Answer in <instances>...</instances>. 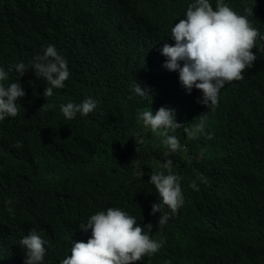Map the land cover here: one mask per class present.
I'll list each match as a JSON object with an SVG mask.
<instances>
[{
  "label": "clouds",
  "instance_id": "9594fccd",
  "mask_svg": "<svg viewBox=\"0 0 264 264\" xmlns=\"http://www.w3.org/2000/svg\"><path fill=\"white\" fill-rule=\"evenodd\" d=\"M263 12L264 0H0V264H169L159 235L185 206L178 158L196 137L218 138L219 104L251 92ZM78 35L103 53L99 83L80 76L63 92L58 46ZM106 83L140 106L135 120L82 123ZM261 90L264 79L258 101ZM181 106L210 113L197 122ZM51 114L58 124L45 128ZM242 145L239 188L258 183L264 228V134ZM197 181L208 183L199 174L197 192Z\"/></svg>",
  "mask_w": 264,
  "mask_h": 264
},
{
  "label": "trees",
  "instance_id": "16d2710c",
  "mask_svg": "<svg viewBox=\"0 0 264 264\" xmlns=\"http://www.w3.org/2000/svg\"><path fill=\"white\" fill-rule=\"evenodd\" d=\"M264 15V12H263ZM253 25V23H252ZM261 33V32H260ZM46 35V34H45ZM264 35V33H261ZM47 43H53L46 35ZM264 44L257 41L253 53L257 60L252 69L246 72L251 81V92L242 99L231 98L218 105L216 111H222L212 117L210 123L220 134L217 139H206L198 136L189 145L184 156L178 158L177 174L185 179L183 191L186 194L185 206L181 207L176 217L171 218L169 228L159 235L163 246L159 257L169 264H262L264 256L261 248L264 240L259 237L264 228L256 226L255 211L261 204V192L258 183H253L255 190H241V180L247 177L246 171L240 167L242 143L247 135L264 134V95L259 91L257 99V83L264 79V60L260 54ZM65 55L70 69V77L61 91L65 92L70 84L80 76L99 83L97 68L103 59L98 43L88 36L79 35L71 43V49L58 46ZM96 75V76H95ZM72 78V79H71ZM103 91L106 96L99 104L97 115L82 123L92 125L111 119H133L139 105L135 104L126 90L106 83ZM125 100L126 103L121 100ZM251 109H250V108ZM210 111L199 112L195 107H180V116L189 115L200 122ZM198 115V116H196ZM44 127L56 126L58 121L53 115H47ZM58 119L59 115L57 114ZM81 177L86 181H97L96 174L90 166L82 165ZM203 174L207 184L197 181L200 191L193 190L189 184ZM8 180H2L5 188ZM253 187V186H252ZM89 189V188H86ZM91 190V189H90ZM93 191V189L91 190Z\"/></svg>",
  "mask_w": 264,
  "mask_h": 264
}]
</instances>
